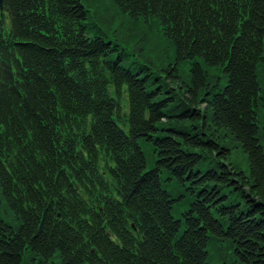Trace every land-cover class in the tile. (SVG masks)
<instances>
[{
  "label": "trees",
  "instance_id": "trees-1",
  "mask_svg": "<svg viewBox=\"0 0 264 264\" xmlns=\"http://www.w3.org/2000/svg\"><path fill=\"white\" fill-rule=\"evenodd\" d=\"M105 2L3 0L0 264H264V0Z\"/></svg>",
  "mask_w": 264,
  "mask_h": 264
},
{
  "label": "rangeland",
  "instance_id": "rangeland-1",
  "mask_svg": "<svg viewBox=\"0 0 264 264\" xmlns=\"http://www.w3.org/2000/svg\"><path fill=\"white\" fill-rule=\"evenodd\" d=\"M106 4L108 3V5H110L109 0H105ZM95 5V4H94ZM94 5L89 7L90 12V21L94 22L95 17H94V11H95V7ZM120 16H122L120 14ZM153 30L151 29V35L153 37V41L156 42L159 40L160 42L157 44V46L161 47V48H166L164 46H168V44L166 43L165 40H163L160 37H156L155 34L157 32V27L156 25L153 26ZM156 37V38H155ZM171 50V49H170ZM150 52V53H149ZM149 56L150 58L156 63L159 61V59H157L155 52L152 50H148ZM152 60H148V63H152L155 64ZM183 72H186L188 70V67H183L182 65V69ZM183 74V73H182ZM177 81H173V84L176 86ZM163 85L165 87H167L168 83L164 82ZM264 115V114H263ZM144 150L146 152V156L148 159V168H150L153 165V161L151 158V154L148 150V148L146 147V145L143 144ZM234 153H233V161H239L242 163H245L246 161V153H244L242 150L239 152L237 149H234ZM197 169L200 170H205L206 166H204L202 163L197 166ZM162 183L163 186L169 190L173 195H178L180 194L182 187L179 188V186L177 184L172 183L171 180L166 179V174L164 173L162 176ZM182 185V184H181ZM184 200V198L180 199L179 201L176 202V206L175 209L173 211V215L176 218H182V212L185 211L188 206H189V200H186L185 202H182ZM3 218L8 219L6 216L2 215ZM208 251H209V258H208V263L209 264H234L237 262L238 257L237 254L234 250L233 247H231L229 245V243L226 240H221V239H217L214 241H211L208 247Z\"/></svg>",
  "mask_w": 264,
  "mask_h": 264
},
{
  "label": "water",
  "instance_id": "water-1",
  "mask_svg": "<svg viewBox=\"0 0 264 264\" xmlns=\"http://www.w3.org/2000/svg\"><path fill=\"white\" fill-rule=\"evenodd\" d=\"M0 8H1V13L3 11V0H0Z\"/></svg>",
  "mask_w": 264,
  "mask_h": 264
}]
</instances>
